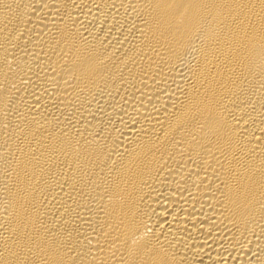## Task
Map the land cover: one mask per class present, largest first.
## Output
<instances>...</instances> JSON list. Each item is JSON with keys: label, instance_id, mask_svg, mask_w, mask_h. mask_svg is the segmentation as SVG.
Returning <instances> with one entry per match:
<instances>
[{"label": "bare ground", "instance_id": "1", "mask_svg": "<svg viewBox=\"0 0 264 264\" xmlns=\"http://www.w3.org/2000/svg\"><path fill=\"white\" fill-rule=\"evenodd\" d=\"M0 264H264V0H0Z\"/></svg>", "mask_w": 264, "mask_h": 264}]
</instances>
